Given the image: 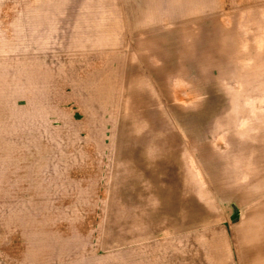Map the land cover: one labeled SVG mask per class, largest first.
Masks as SVG:
<instances>
[{"label":"rangeland","instance_id":"1","mask_svg":"<svg viewBox=\"0 0 264 264\" xmlns=\"http://www.w3.org/2000/svg\"><path fill=\"white\" fill-rule=\"evenodd\" d=\"M172 1L174 13L188 12L189 36L204 41L197 59L141 77L124 109L83 110L92 123L80 112L76 123L60 126L36 116L44 101L32 78L36 64L21 60L26 0H0V41H12L0 43V264H172L180 238L141 246L118 238V208L132 191L112 181L118 166L120 175L145 154L155 168L183 172L196 186L198 174L206 199L218 189L228 199L222 220L206 230L221 241L233 223L225 235L234 237V257L227 259L221 241L222 263L264 262V0ZM100 118L104 125L95 126ZM101 165L108 191L54 183L73 166L101 182ZM208 243L196 259L218 264L208 261L209 253L218 256Z\"/></svg>","mask_w":264,"mask_h":264},{"label":"crops","instance_id":"2","mask_svg":"<svg viewBox=\"0 0 264 264\" xmlns=\"http://www.w3.org/2000/svg\"><path fill=\"white\" fill-rule=\"evenodd\" d=\"M21 8V60L36 64L31 65L35 69L32 78L36 77V92L42 93L45 101L39 102L36 116L39 120L49 119L53 125L76 123L74 120L80 112L84 113L80 117L92 123V118L84 112L91 109L102 113L107 109H124L126 102H133L132 95L139 94L129 87L137 86L141 77L157 78L160 68L172 71L174 62H190V55L194 57L204 50V41L189 36L188 12L174 13L172 0H26ZM0 43L7 45L12 41ZM156 63L162 64L157 67ZM127 97L129 101L125 100ZM97 124L102 127L103 118ZM67 138L70 140L71 136ZM116 154L121 157L120 150ZM153 162L145 154L144 158L130 160L123 167L122 178L119 166L115 172L112 184H124L132 191V197L123 199L122 207L118 206V238L125 245L139 246L180 238L181 245L176 251L179 256L170 258L172 264L198 263L196 255L201 253L204 242H209L210 250L217 247L218 256L209 253L208 261L224 264L219 256L222 241L224 254L231 261L233 223L223 231L221 241L206 236V230L224 217L222 207L228 199L221 198L220 189L216 191L217 197L212 193L206 199L204 183L198 185V174L196 186L183 178V172H172L165 167L157 169ZM65 168L67 171L53 177L55 184L83 183L85 186L81 187L90 190L106 186L108 191V167L101 165L104 174L101 182L86 175L91 171H86L82 178L77 166ZM188 191L193 193L191 201ZM100 204L103 215V201ZM233 215L234 212L231 219ZM225 232L230 233L227 236Z\"/></svg>","mask_w":264,"mask_h":264},{"label":"bare ground","instance_id":"3","mask_svg":"<svg viewBox=\"0 0 264 264\" xmlns=\"http://www.w3.org/2000/svg\"><path fill=\"white\" fill-rule=\"evenodd\" d=\"M260 264H264V262L262 261Z\"/></svg>","mask_w":264,"mask_h":264}]
</instances>
